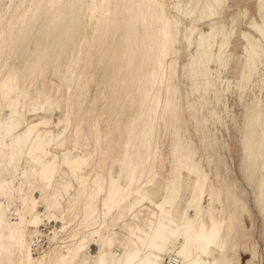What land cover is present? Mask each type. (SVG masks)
<instances>
[{"label": "bare ground", "instance_id": "1", "mask_svg": "<svg viewBox=\"0 0 264 264\" xmlns=\"http://www.w3.org/2000/svg\"><path fill=\"white\" fill-rule=\"evenodd\" d=\"M227 3L228 0H12L11 7L5 10V1L1 0L0 97L5 109L0 110V222L8 217L3 206L14 204L16 191L1 174L2 169L12 170L17 181L21 163L39 147L40 155L35 161L48 181L47 196L57 199L63 192L69 194L75 183H81L80 189L87 182L96 188L98 225H87L80 236L71 239L69 252L73 255L65 258V264H78L92 241L101 243L102 248L93 264H110L108 249L113 243L100 231L102 227H106V233L110 231V221L134 193L139 199L129 205V210L137 225L127 228L128 235L134 237L129 242L133 247L125 252L119 246L120 254H124L117 264H229L228 254L221 258L218 234L222 223L217 218L226 212L229 230L238 224L243 227L244 214L250 213L249 194L243 183L233 180L229 168L226 173L214 163L211 173L225 189V210L221 190L209 183V174L195 162L196 150L187 135L176 84L180 51L190 49L196 41V53L188 65L194 89L203 106L209 105L212 97L220 102V70L212 71L211 65L225 67L232 32L214 23L198 39L193 33L200 23L219 18ZM257 7L262 24L251 22L250 29L256 35H244L246 64L239 82L243 93L241 173L264 217V0H258ZM170 9L189 20V35L181 36L180 24L170 18ZM218 39L219 52L215 55ZM97 75L101 77L100 97L88 101L90 85ZM49 76L60 78L56 89L60 101L55 104L45 97L44 104L36 108L37 89ZM102 99L105 106L100 113L97 105ZM111 106L116 108L110 112V125L115 117L127 116L126 110H132L122 129L117 133L116 128L105 142L111 150L107 169L80 182L84 159L71 155L67 132L71 127L78 130L86 120L91 135L100 139L101 120ZM75 108L78 114L73 119ZM38 110L57 117V122L45 117L30 122L27 114ZM213 113L218 117L217 111ZM206 122L203 115L204 143L208 141ZM49 148L61 149L57 165L47 160ZM165 171L168 177L159 186ZM188 191V198L183 200ZM78 198L79 202L83 198L88 201L84 190ZM36 209L34 204L29 210L30 223L38 221ZM120 254L117 251L113 261Z\"/></svg>", "mask_w": 264, "mask_h": 264}, {"label": "rangeland", "instance_id": "2", "mask_svg": "<svg viewBox=\"0 0 264 264\" xmlns=\"http://www.w3.org/2000/svg\"><path fill=\"white\" fill-rule=\"evenodd\" d=\"M4 1L5 10H7L11 7L12 0ZM168 1L172 3V0ZM257 3L258 0H228L227 6L219 18L213 20L214 22L200 23L197 26V31L193 33L194 39H198L200 33L209 29L211 24L214 23L225 25L224 27L227 31L232 32L230 46L225 55V67L219 68L215 64L211 65L212 71L217 72L218 69L220 70V79L218 81L221 89L219 94L220 102L215 97H212L210 98V104L203 106L200 94L194 89V80L191 77L188 65L191 56L196 53V41L193 42V46L190 49H181L176 76L179 98L183 108L184 125L188 131L187 135L196 150L195 162L201 163L209 174V183L215 184L221 190L225 210L228 208L225 189L219 185L216 177L211 173V167L214 163H218L225 172V169L229 168L233 180L240 184L243 183L249 194L248 210L250 213L246 212L244 214L243 227L238 224L234 230H229L227 226L229 218L226 212L217 218L222 223L221 231L218 234V246L223 251L221 258L223 259L225 254H228L229 264H264V217L259 213L252 191L245 183L241 173L242 145L240 140L243 93L239 90V82L246 64L247 46L244 35L246 33L256 35L250 29L251 22L256 21L262 24ZM169 16L180 24L182 37L189 35L191 25L188 19L175 13L172 9H170ZM86 20L89 21L88 17ZM220 41V39L217 40L218 45L214 48L215 55L219 52ZM100 82L101 77L97 75L90 85L88 101L93 100L95 97H100ZM59 85V77L49 76L44 84L37 89L38 98L34 101V107L37 108L40 104L43 105L45 97H49L52 101L54 100L55 104L59 103L60 96H58L59 93L56 90ZM52 89H54L53 92ZM104 106L105 100H99L97 109L100 113H103ZM115 108V106H111L102 117L100 139H96V137L91 135L88 130V121L86 120L82 122L78 130L75 127H71L67 132L66 137L70 144L71 155L84 159L80 182L87 176H94L101 170L105 171L108 167L111 150L109 145L106 146L105 142L111 137L116 128L117 133L122 129L132 110L130 108L126 110L127 116L115 117L116 120L113 125H110L108 123L111 117L110 112L115 110ZM4 109L5 102L0 97V110L3 111ZM213 111H217L218 117L214 116ZM77 114V108L73 109V119L77 117ZM27 115L30 122L41 117L57 122V117L45 114L40 110L32 111ZM203 115L207 119L205 123L207 143L203 142ZM39 153L40 148H34V156H28L21 163L22 167L17 181L12 170L2 169L1 174L7 178L16 191L14 204L9 206L8 203H5L3 206L8 217L0 222V256L3 257L0 264H65V258L67 259L73 255L69 252L71 250V239H76L80 236L87 225L92 228L98 225L100 218L99 214L96 213V188H91V183L87 182L85 187L80 189L81 183H75L69 190V194L63 192L58 195L57 199L47 196L50 193L48 181L40 174V163L35 161L36 158H39ZM168 155V147H166L164 157L167 159ZM60 158V148L48 149L47 160L52 164L57 165L60 162ZM167 177L168 171H165L158 181L159 186L163 184ZM82 190L88 195L87 202L84 198L79 202L78 197ZM189 192L184 194L183 200L188 198ZM138 199L139 196L134 193L131 200L110 221V231L106 233V227H102L100 231L101 235L107 234L109 236L108 241L113 243L112 247L108 249L110 264H117L121 261L124 252L120 254L119 246L125 252L133 247L129 242L134 237L128 235L127 228L129 226L136 227L137 222L130 214L129 205L135 204ZM207 199L205 198V205L208 204ZM34 204L37 205L36 211L39 215L36 224L29 221V210L33 208ZM146 206H148L149 210L152 209L148 204ZM120 217L123 219L120 223H116ZM207 220V227H209L211 223L209 219ZM12 229L15 230V234H11ZM78 247L79 243L76 249ZM179 247L180 245L177 246V248ZM101 251V243L92 241L89 244L88 252L83 253L78 264H93L94 257H97ZM117 251L120 256L117 257L116 261H113ZM256 256L258 259L255 258ZM57 259H59V262H56ZM167 262L170 261L168 260Z\"/></svg>", "mask_w": 264, "mask_h": 264}, {"label": "crops", "instance_id": "3", "mask_svg": "<svg viewBox=\"0 0 264 264\" xmlns=\"http://www.w3.org/2000/svg\"><path fill=\"white\" fill-rule=\"evenodd\" d=\"M243 260H244V258H243Z\"/></svg>", "mask_w": 264, "mask_h": 264}]
</instances>
